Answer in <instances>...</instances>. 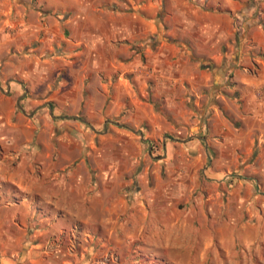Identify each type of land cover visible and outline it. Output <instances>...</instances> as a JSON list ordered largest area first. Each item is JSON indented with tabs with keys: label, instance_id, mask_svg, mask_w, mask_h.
<instances>
[{
	"label": "crops",
	"instance_id": "0c3cea01",
	"mask_svg": "<svg viewBox=\"0 0 264 264\" xmlns=\"http://www.w3.org/2000/svg\"><path fill=\"white\" fill-rule=\"evenodd\" d=\"M0 264H264V0H0Z\"/></svg>",
	"mask_w": 264,
	"mask_h": 264
},
{
	"label": "rangeland",
	"instance_id": "374dc122",
	"mask_svg": "<svg viewBox=\"0 0 264 264\" xmlns=\"http://www.w3.org/2000/svg\"><path fill=\"white\" fill-rule=\"evenodd\" d=\"M135 256H137V255H135ZM138 257V256H137Z\"/></svg>",
	"mask_w": 264,
	"mask_h": 264
}]
</instances>
